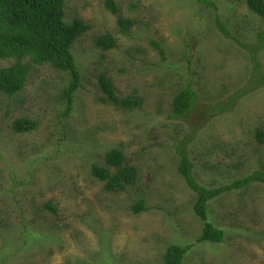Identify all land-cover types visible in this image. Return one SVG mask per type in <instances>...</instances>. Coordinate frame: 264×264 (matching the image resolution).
Instances as JSON below:
<instances>
[{
	"label": "rangeland",
	"instance_id": "374dc122",
	"mask_svg": "<svg viewBox=\"0 0 264 264\" xmlns=\"http://www.w3.org/2000/svg\"><path fill=\"white\" fill-rule=\"evenodd\" d=\"M64 1L67 22L90 24L72 47L81 77L70 111L71 73L50 63L23 59L29 65L23 89L0 93V264H164L172 244L192 245L183 264H264V184L212 199L208 219L224 238L198 241L204 221L194 212L197 194L177 169L176 149L190 141L185 150L194 175L208 187L264 168L257 137L264 131V85L229 112L208 120L202 114L252 71L249 53L222 34L216 14L250 43L264 30V16L246 0H212L217 9L196 0H115L120 15L134 21L123 33L106 0ZM107 33L116 40L110 49L97 43ZM258 55L264 72V49ZM14 62L0 58L1 66ZM101 74L119 97L136 93L142 104L103 102ZM189 82L199 107L171 117L174 97ZM20 117L36 127L18 132ZM192 126L200 128L190 134ZM114 148L139 169V180L108 192L92 167L106 166ZM140 199L147 210L134 213Z\"/></svg>",
	"mask_w": 264,
	"mask_h": 264
},
{
	"label": "trees",
	"instance_id": "16d2710c",
	"mask_svg": "<svg viewBox=\"0 0 264 264\" xmlns=\"http://www.w3.org/2000/svg\"><path fill=\"white\" fill-rule=\"evenodd\" d=\"M199 3H207L217 9L212 0H196ZM248 7L264 16V0H246ZM106 7L118 16V24L123 33L131 30L134 21L129 17L120 15V8L115 0H106ZM218 29L227 38L234 39L250 55L252 62L251 75L241 87L235 89L230 95L218 100L215 104L205 105L202 114L207 120L217 114L231 111L241 98L264 85V72L258 52L264 49V30L260 29L254 43L245 42L235 37L228 27L216 14ZM90 28V24L81 19L72 23L65 20L64 0H0V58H14L15 62L7 65H0V93L14 95L23 89L29 72V65L22 60L29 58L32 63H50L59 70L69 71L72 79L65 89L67 96V109L72 107L74 91L80 86V70L76 64L72 47L76 40ZM115 38L107 33L99 36L98 45L105 49L115 46ZM161 54H164L163 47L153 43ZM100 86L105 93L101 100L111 101L118 105L133 108L142 104V99L136 94H129L119 97L115 93V86L111 78L104 74L99 77ZM199 107V96L192 83H188L173 100V113L171 117H186ZM203 120L202 122H204ZM37 122L27 117L17 118L14 127L18 132H25L36 127ZM200 126H192L190 134L199 130ZM190 134L188 135L189 140ZM257 137L264 142V131L259 130ZM190 142V141H188ZM188 142L179 143L177 152L180 155L178 164L179 173L185 178L187 184L197 194L194 202V212L204 221V228L198 241L221 242L224 238V230L213 225L208 219L209 202L220 195L233 190L246 188L254 183L264 184V168L255 169L251 173L232 180L229 183L216 187H208L198 182L194 175V164L186 152ZM126 154L120 148H114L105 155L106 166L94 164L93 175L104 182V188L108 192L126 190L128 186H134L139 180V169L125 162ZM51 209L54 207L48 204ZM134 213L147 210L145 200H137L131 205ZM192 245L172 244L164 255V264H183L186 253Z\"/></svg>",
	"mask_w": 264,
	"mask_h": 264
}]
</instances>
